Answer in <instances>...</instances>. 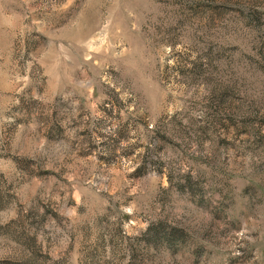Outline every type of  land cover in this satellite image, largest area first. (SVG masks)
Returning <instances> with one entry per match:
<instances>
[{
  "label": "rangeland",
  "instance_id": "374dc122",
  "mask_svg": "<svg viewBox=\"0 0 264 264\" xmlns=\"http://www.w3.org/2000/svg\"><path fill=\"white\" fill-rule=\"evenodd\" d=\"M0 264H264V0H0Z\"/></svg>",
  "mask_w": 264,
  "mask_h": 264
}]
</instances>
